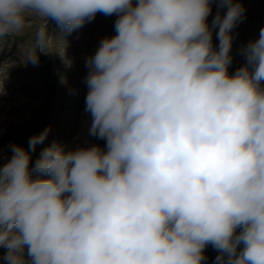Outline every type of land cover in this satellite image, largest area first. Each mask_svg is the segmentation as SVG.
<instances>
[{
  "label": "clouds",
  "instance_id": "9594fccd",
  "mask_svg": "<svg viewBox=\"0 0 264 264\" xmlns=\"http://www.w3.org/2000/svg\"><path fill=\"white\" fill-rule=\"evenodd\" d=\"M212 2L0 0V40L39 22L22 57L33 65L97 13L117 15L116 34L86 61L89 135L105 149L53 142L30 166L50 127L27 148L11 145L0 166V260L205 264L211 244L213 264H264V28L229 74L245 9L216 0L226 12L210 26Z\"/></svg>",
  "mask_w": 264,
  "mask_h": 264
},
{
  "label": "rangeland",
  "instance_id": "374dc122",
  "mask_svg": "<svg viewBox=\"0 0 264 264\" xmlns=\"http://www.w3.org/2000/svg\"><path fill=\"white\" fill-rule=\"evenodd\" d=\"M237 2L242 4L245 13L243 21L233 29L229 74L245 64L241 49L257 39L260 29L264 28V0ZM217 11L223 14L226 8L219 9L213 0L208 17L210 26ZM116 19V14L97 13L80 29L55 40L51 49L54 52L41 53L37 65L24 63L22 57L33 41L38 21H30V27L24 33L0 40V86L3 87V94H0V166L11 158V145L27 148L30 137L49 127L47 139L32 153L30 166H34L42 149L53 142L63 145L65 150L91 145L105 149L104 140L89 135L92 118L85 111L88 91L85 77L89 71L86 61L94 55L103 38L116 34ZM217 30H213L214 46L219 43ZM49 32L54 37H61V29L55 20H49ZM5 252L6 249L0 248V257ZM204 255L205 264H213L219 252L209 244ZM0 264L6 262L0 260Z\"/></svg>",
  "mask_w": 264,
  "mask_h": 264
}]
</instances>
